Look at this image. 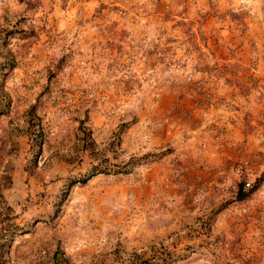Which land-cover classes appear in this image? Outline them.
<instances>
[{"label": "rangeland", "instance_id": "obj_1", "mask_svg": "<svg viewBox=\"0 0 264 264\" xmlns=\"http://www.w3.org/2000/svg\"><path fill=\"white\" fill-rule=\"evenodd\" d=\"M7 50L5 264H264V0H0Z\"/></svg>", "mask_w": 264, "mask_h": 264}, {"label": "trees", "instance_id": "obj_2", "mask_svg": "<svg viewBox=\"0 0 264 264\" xmlns=\"http://www.w3.org/2000/svg\"><path fill=\"white\" fill-rule=\"evenodd\" d=\"M3 57H4V60L2 62H0V75L3 73V69L5 67H7L8 69H11L12 67L15 66L14 57L10 54L9 50H7L5 52ZM0 93H1V95H3L4 99H7V94L3 91L2 87H1V84H0ZM7 105H8V102H7ZM79 129H80V131L82 130V132L85 131V128H82L81 125L79 126ZM90 145L91 146L94 145V142L92 140H90ZM108 171L109 170H106V169H103V168H93L90 172H91V174H93V173H99V172L107 173ZM85 180H86V177L83 178L80 181L84 182ZM242 195H244V194H242ZM4 245H6V243H4V242L0 243V264H5V261H6L5 260V255H4Z\"/></svg>", "mask_w": 264, "mask_h": 264}, {"label": "built area", "instance_id": "obj_3", "mask_svg": "<svg viewBox=\"0 0 264 264\" xmlns=\"http://www.w3.org/2000/svg\"><path fill=\"white\" fill-rule=\"evenodd\" d=\"M250 185V182H246V186H249Z\"/></svg>", "mask_w": 264, "mask_h": 264}]
</instances>
